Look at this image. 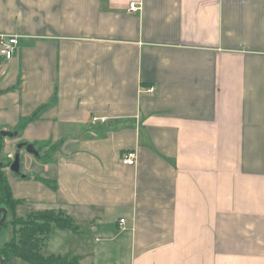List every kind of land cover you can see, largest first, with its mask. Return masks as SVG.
Returning <instances> with one entry per match:
<instances>
[{
  "label": "crops",
  "instance_id": "0c3cea01",
  "mask_svg": "<svg viewBox=\"0 0 264 264\" xmlns=\"http://www.w3.org/2000/svg\"><path fill=\"white\" fill-rule=\"evenodd\" d=\"M0 34V129L39 155L16 213L78 227L45 256L264 264V0H0Z\"/></svg>",
  "mask_w": 264,
  "mask_h": 264
},
{
  "label": "trees",
  "instance_id": "16d2710c",
  "mask_svg": "<svg viewBox=\"0 0 264 264\" xmlns=\"http://www.w3.org/2000/svg\"><path fill=\"white\" fill-rule=\"evenodd\" d=\"M1 132L2 129H0V138H6ZM8 163L2 164L0 167V209H6L7 214L9 213L13 219L8 223L5 220L1 228L10 224L13 232L10 240L0 247V257L3 264H13V260H21L26 264H73L65 257L45 256L42 249H44L46 238L53 229L76 233L78 231L77 225L61 212L53 210L30 212L25 219H18L16 208L21 204V201L13 199L8 179L2 171L5 166H8ZM42 182L56 190L50 183L43 180ZM1 215L0 213V218ZM17 225L20 229L14 231V227Z\"/></svg>",
  "mask_w": 264,
  "mask_h": 264
},
{
  "label": "rangeland",
  "instance_id": "374dc122",
  "mask_svg": "<svg viewBox=\"0 0 264 264\" xmlns=\"http://www.w3.org/2000/svg\"><path fill=\"white\" fill-rule=\"evenodd\" d=\"M21 128V124L20 126L18 127V131L19 129ZM14 140V139H13ZM13 140L9 139L8 137L6 138H0V164H6L8 163V166H5L2 171H3V174L6 176V178L8 179L9 176H14L13 173H11L9 171V165L13 159V156H14V153L16 151V144L13 143ZM11 142V143H10ZM24 143V142H22ZM34 156L27 153L25 149H22L21 152H20V164H21V167H22V171L26 170V168L28 167L29 164H32L34 162ZM28 174V172H27ZM17 209V208H16ZM25 212H27V209L26 208H23L22 210H20V215L18 216L17 213H16V217L18 219H25L26 218V215H23ZM12 216L8 213L7 216H6V222L8 223V221L12 220ZM20 228L19 226H15L14 227V231H18ZM12 232H13V229H12V226L10 224H7L6 226H4L3 228L0 229V247H2L7 241L10 240L11 236H12ZM14 261L13 260V264H14ZM21 260H17V262L20 263ZM22 262V261H21ZM23 263V262H22ZM20 263V264H22ZM26 264V263H25Z\"/></svg>",
  "mask_w": 264,
  "mask_h": 264
},
{
  "label": "built area",
  "instance_id": "2783aa9c",
  "mask_svg": "<svg viewBox=\"0 0 264 264\" xmlns=\"http://www.w3.org/2000/svg\"><path fill=\"white\" fill-rule=\"evenodd\" d=\"M137 9H138V4H135V3L130 4V10L135 11ZM16 45H17L16 36L0 34V58L3 59L4 61H10L14 55V50H15ZM154 91L155 89L151 87L149 89H146L144 93L151 95L154 93ZM91 121L93 124L98 123V122L104 123L106 121V118L94 117L92 118ZM122 162L129 166L136 165V162H137L136 152L132 151V152L127 153L123 157ZM119 222H120V225H123L125 223V220L121 219Z\"/></svg>",
  "mask_w": 264,
  "mask_h": 264
},
{
  "label": "water",
  "instance_id": "95a60500",
  "mask_svg": "<svg viewBox=\"0 0 264 264\" xmlns=\"http://www.w3.org/2000/svg\"><path fill=\"white\" fill-rule=\"evenodd\" d=\"M1 134L4 137H8V138H11L13 136L12 133L7 132V131H2ZM22 149H25L27 153H29L35 157L39 156L37 150L35 149V147L32 144L19 143L16 146V151L14 153L13 159H12L8 168H9V171L11 173H13L15 176H19L21 178L24 177L21 174V164H20V152ZM1 166H2V164H0V167ZM0 213L2 214L1 218H0V228H1L4 221L6 220L7 210L6 209H0ZM0 264H3V260L1 257H0Z\"/></svg>",
  "mask_w": 264,
  "mask_h": 264
}]
</instances>
